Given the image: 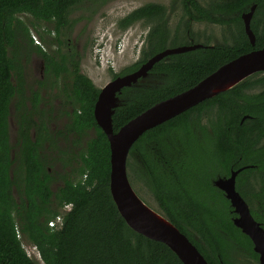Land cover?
Wrapping results in <instances>:
<instances>
[{
	"label": "trees",
	"instance_id": "16d2710c",
	"mask_svg": "<svg viewBox=\"0 0 264 264\" xmlns=\"http://www.w3.org/2000/svg\"><path fill=\"white\" fill-rule=\"evenodd\" d=\"M98 3L0 0V264H183L167 245L130 228L111 196L110 143L94 114L100 89L80 72L77 52L66 40L76 22L88 20L73 19L72 14L84 5ZM253 6L254 45L242 18ZM176 11L178 24L172 29L171 16ZM27 14L53 25L56 37L49 42L43 39L55 49L45 51L34 44L21 21ZM138 22L150 26L140 58L114 78L138 70L169 44L173 48L191 46L193 22L228 24L235 31L230 43L205 40L199 48L163 58L145 78L150 83L123 88L122 103L113 115L115 133L154 104L196 86L234 59L264 48V0H208L205 5L199 0H172L170 8L149 3L120 19L117 26L126 30ZM23 43L44 60L45 73L53 79L51 88H59L60 79L68 78L72 69V81L63 82L66 92L61 99L73 103L74 115L50 138L41 131L46 122L34 121V117L41 118L39 103L44 99L32 87V94L27 95L19 59L20 50L27 46ZM44 83L38 81L39 88ZM29 100L32 108L27 106ZM13 106L18 117L15 156L10 142ZM66 113L64 109L62 115ZM32 129L37 131L35 140ZM46 141L49 149L59 150L57 159L44 154ZM58 141L69 150L60 148ZM55 160L62 164L64 174L71 171V176L63 174L64 185L56 193L50 188ZM239 169L243 170L237 175L236 189L264 228V72L148 130L127 158L128 178L137 195L147 202L140 189L147 192L156 207L147 203L186 235L209 264H238V250L260 264L251 239L234 224L237 214L230 201L215 185ZM65 205L71 209L63 211ZM58 218L60 228L50 226ZM21 233L36 246L42 263L28 255Z\"/></svg>",
	"mask_w": 264,
	"mask_h": 264
},
{
	"label": "water",
	"instance_id": "95a60500",
	"mask_svg": "<svg viewBox=\"0 0 264 264\" xmlns=\"http://www.w3.org/2000/svg\"><path fill=\"white\" fill-rule=\"evenodd\" d=\"M256 6L250 12L242 14L245 32L255 44L256 36L251 21ZM196 44L168 48L149 59L138 70L118 76L102 89L95 104L94 114L98 125L107 135L111 150L110 192L113 201L127 225L135 232L167 245L183 264H209L198 248L180 230L162 214L147 205L133 189L127 174V158L135 142L148 130L182 114L206 99L228 91L249 76L264 72V48L244 54L221 66L196 86L152 107L130 120L115 133L113 115L119 106V95L123 88L131 87L146 78L154 65L163 58L184 53L201 47ZM245 119H243L244 121ZM247 168V167H245ZM243 169L232 171L228 178H219L215 185L221 189L237 217L234 224L249 236L254 251L259 255V263L264 264V228L256 221L245 199L236 189L237 175ZM147 212L152 213L148 215ZM160 218L169 229L160 227L152 221Z\"/></svg>",
	"mask_w": 264,
	"mask_h": 264
},
{
	"label": "rangeland",
	"instance_id": "374dc122",
	"mask_svg": "<svg viewBox=\"0 0 264 264\" xmlns=\"http://www.w3.org/2000/svg\"><path fill=\"white\" fill-rule=\"evenodd\" d=\"M199 1L202 5H205V3L208 2V0ZM149 3L162 4L169 8L172 6V0H107L105 2L99 0L98 4L84 5L72 14L73 19L84 17L88 18V20L82 19L75 23L74 29L67 32V43L78 51L77 48L79 46L81 47V45L83 46L84 43L87 42L85 49L80 52L82 54L81 71L88 76L99 89H102L110 81L115 79L113 77L115 73L122 72L126 67L133 65L139 60L141 50L145 46L146 36L150 30V26L144 22H138L133 26H130L128 29L122 30L117 25L120 19L124 18L135 9ZM178 15L179 11H176L171 16L170 27L172 29L176 28L178 24ZM21 21L29 29L30 36L35 45L42 47L45 51L55 49L48 44L51 39L53 40L56 37V33L51 31L53 30L52 24L37 22L29 14L23 15ZM233 28L232 25L228 24L218 25L210 22H193L191 25L190 36L194 38H190L189 41L192 45H196L198 42L201 44L202 42H205V40H210L213 44L230 43L232 41V31H235V28ZM49 31H51V35L48 34ZM237 33L238 32L235 34L237 35ZM43 37L48 38L47 43ZM25 45L27 46L20 50L21 55L19 59L24 68L23 74L25 84L28 88L32 87V91H34L35 88H38L36 85V79L39 78L42 59L29 44ZM168 46H170L168 48H173L172 44H169ZM63 49H65V47H63ZM13 82L15 84L17 83L16 76H14ZM69 83H71V80H69ZM148 83L150 82H148L147 79L142 78L139 80L138 84L133 86L147 85ZM63 85L65 86V84ZM46 92L52 105L49 118L56 129H63L66 125V120L62 115V110L64 111V107H62L64 103L61 99L62 96L57 95L59 92H55L50 86L46 89ZM59 99L61 100L60 103L58 102ZM119 103H122L121 98H119ZM17 119L13 106L10 117V142L15 148V150H12L13 156L16 154L18 143ZM44 147L45 155L53 154L56 155L55 157L57 159L58 154L55 150L49 149L50 147H46V145ZM59 147L61 148V145H59ZM62 148H64L63 150H69L65 146ZM63 170L62 164L55 160L51 166V171L55 172L54 181H59L64 174ZM66 173L71 176V171H69V169L66 170ZM16 192L17 190L14 189L15 197H17ZM140 194L146 198L147 202L156 207L154 199L147 192L140 189ZM70 209L71 206L69 210ZM61 225V220L58 222L56 221L54 227L57 226V228H60L59 226ZM20 236L23 247L28 255L32 259L42 263L36 246L27 240L22 233ZM235 258L238 264H256L252 257L244 253L242 250L236 252Z\"/></svg>",
	"mask_w": 264,
	"mask_h": 264
},
{
	"label": "flooded vegetation",
	"instance_id": "af4514ba",
	"mask_svg": "<svg viewBox=\"0 0 264 264\" xmlns=\"http://www.w3.org/2000/svg\"><path fill=\"white\" fill-rule=\"evenodd\" d=\"M85 44V43H84ZM82 47V48H81ZM81 47L79 46L77 49H78V51L77 50H75L76 52H77V58L78 59H80V68H81V64H82V62H81V60H82V58H81V56H82V54L80 53L82 50H84L85 49V45H81ZM78 55H80V56H78ZM71 71H72V69L71 70H69L68 71V73L66 74V76L68 77V78H66L64 81H67L68 83H69V80H71L72 81V78H73V76L71 75ZM53 72V71H52ZM80 72L82 73V71H81V69H80ZM83 74V73H82ZM85 75V74H84ZM65 77V76H64ZM63 77V78H64ZM63 78H61L60 79V87L59 88H55V89H53L52 88V90H55V92H59L57 95H61L62 97H64L65 96V88H66V86H64L63 84ZM52 78L50 77V76H47L46 75V73H45V63H44V60L42 59V61H41V65H40V72H39V78L38 79H36V85H37V87L38 88H35V90L34 91H38V90H40V92H41V95H42V98L44 99V100H42V101H40V103H39V107L41 108V109H43V113L42 114H40V117L44 120V122H41L42 120H40L39 118H37V117H34V121H36L37 123H39L40 125L42 124V123H45L46 122V124H45V126H42L41 128H42V133H43V136H45V137H53L54 136V134H56L57 133V130L58 129H56V127L54 126V124H53V122L51 121V119L49 118V115H50V110H51V108H52V105H51V103H50V99H49V97H48V95H47V92H46V89L47 88H49V86L51 85L50 84V82H52ZM38 81H45V83H44V87L43 88H39V84H38ZM61 84H62V86H61ZM49 85V86H48ZM59 86V85H58ZM25 88H26V90L27 91H29V88H28V86H25ZM51 88V87H50ZM32 94V92H27V95H31ZM57 95H55V96H57ZM63 101V100H62ZM59 103L61 102V100L59 99V101H58ZM64 102V101H63ZM27 106L29 107V108H32L33 107V104H32V102L29 100V101H27ZM62 107H65L64 109H67V113L66 114H64L63 115V117L65 118V120H66V124L68 123V122H70V118L74 115V106H73V103L71 102V101H69V102H64L63 103V105H62ZM63 111V110H62ZM59 115V114H58ZM44 127V128H43ZM17 130H18V125H17ZM40 131V132H41ZM31 136H32V139L33 140H35V138H36V136H37V131L35 130V129H32V134H31ZM59 143H58V145H61L62 147H64L65 146V144H64V142H60V141H58ZM44 144L46 145V147H50V142L49 141H46V142H44ZM62 149H64V148H62ZM43 152H44V150H43ZM53 152V151H52ZM51 152V153H52ZM55 152L59 155L60 153H59V150L58 149H56L55 150ZM58 155H57V158H58ZM63 168V167H62ZM63 176L64 175H62L61 176V178L59 179V181H52L51 183H50V188L52 189V191L54 192V193H56L58 190H59V188H60V186H63L64 185V182H63ZM17 193V192H16ZM53 198H54V196H53ZM17 202H20L19 201V196H17ZM51 206L52 207H54V203L53 204H51ZM63 210L64 211H67L68 210V206L67 205H65L64 206V208H63Z\"/></svg>",
	"mask_w": 264,
	"mask_h": 264
},
{
	"label": "bare ground",
	"instance_id": "6f19581e",
	"mask_svg": "<svg viewBox=\"0 0 264 264\" xmlns=\"http://www.w3.org/2000/svg\"><path fill=\"white\" fill-rule=\"evenodd\" d=\"M148 215H151L152 213L147 212ZM153 222H155L157 225H159L160 227H163L165 229H169L166 224L158 217H154V219H152Z\"/></svg>",
	"mask_w": 264,
	"mask_h": 264
},
{
	"label": "built area",
	"instance_id": "2783aa9c",
	"mask_svg": "<svg viewBox=\"0 0 264 264\" xmlns=\"http://www.w3.org/2000/svg\"><path fill=\"white\" fill-rule=\"evenodd\" d=\"M57 221H60V218H58ZM55 222H56V221H52V222L50 223V226L53 227V226L55 225Z\"/></svg>",
	"mask_w": 264,
	"mask_h": 264
},
{
	"label": "clouds",
	"instance_id": "9594fccd",
	"mask_svg": "<svg viewBox=\"0 0 264 264\" xmlns=\"http://www.w3.org/2000/svg\"><path fill=\"white\" fill-rule=\"evenodd\" d=\"M146 204H147V203H146ZM147 205H148V204H147ZM67 206H68V210H69V208H70V205H67ZM150 207H151V206H150ZM151 208H152V207H151ZM68 210H67V211H68ZM154 210H155V209H154Z\"/></svg>",
	"mask_w": 264,
	"mask_h": 264
}]
</instances>
